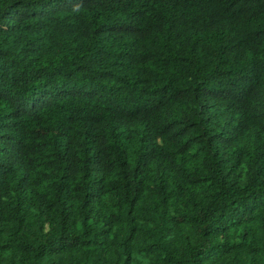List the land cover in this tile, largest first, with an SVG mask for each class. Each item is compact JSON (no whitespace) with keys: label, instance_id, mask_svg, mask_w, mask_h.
Here are the masks:
<instances>
[{"label":"trees","instance_id":"1","mask_svg":"<svg viewBox=\"0 0 264 264\" xmlns=\"http://www.w3.org/2000/svg\"><path fill=\"white\" fill-rule=\"evenodd\" d=\"M0 264H264V0H0Z\"/></svg>","mask_w":264,"mask_h":264}]
</instances>
